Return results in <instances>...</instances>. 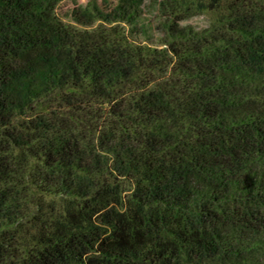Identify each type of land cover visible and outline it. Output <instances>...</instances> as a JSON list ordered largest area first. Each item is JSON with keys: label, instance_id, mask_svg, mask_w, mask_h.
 <instances>
[{"label": "trees", "instance_id": "obj_1", "mask_svg": "<svg viewBox=\"0 0 264 264\" xmlns=\"http://www.w3.org/2000/svg\"><path fill=\"white\" fill-rule=\"evenodd\" d=\"M63 1L0 0V264H264V0Z\"/></svg>", "mask_w": 264, "mask_h": 264}, {"label": "rangeland", "instance_id": "obj_2", "mask_svg": "<svg viewBox=\"0 0 264 264\" xmlns=\"http://www.w3.org/2000/svg\"><path fill=\"white\" fill-rule=\"evenodd\" d=\"M90 1L91 0H64L60 8V13H66V11L73 10L74 8H77L79 6L88 5ZM206 21L207 20L204 18H198L193 20V23H196V25L203 27Z\"/></svg>", "mask_w": 264, "mask_h": 264}]
</instances>
